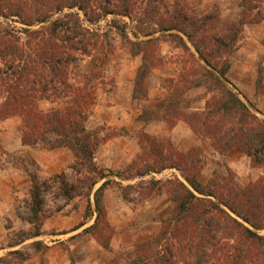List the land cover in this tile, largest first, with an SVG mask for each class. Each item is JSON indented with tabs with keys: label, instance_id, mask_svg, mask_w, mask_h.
Instances as JSON below:
<instances>
[{
	"label": "trees",
	"instance_id": "trees-1",
	"mask_svg": "<svg viewBox=\"0 0 264 264\" xmlns=\"http://www.w3.org/2000/svg\"><path fill=\"white\" fill-rule=\"evenodd\" d=\"M163 3L0 0V120L21 118L22 145L67 148L73 157L69 164L73 179L64 171L42 180L29 173L27 221L34 231L28 238L42 234L43 222L49 216L44 211L43 193L55 185V198L66 204L76 197L86 199L85 221L74 230L92 219L81 233L90 234L111 251L114 228L107 219L103 195L116 185L128 201L132 191L142 198L166 193L172 201L171 212L159 230L135 243L125 264H264V177L241 186L228 170V175L202 183L197 149L179 151L145 132L137 136L140 152L123 170L115 172L95 160L97 149L109 134L103 127L89 129L86 122L95 101L97 80L113 47L108 31L92 25L110 16V27L121 44L132 56L140 57L132 100L147 97L146 80L159 61L157 34L169 36L183 54L176 78L165 79L167 98L162 118L169 126L183 121L196 136L209 138L219 154L234 148L254 167L264 169V117L226 79L229 55L236 49L244 25L264 18L256 12V19H247L251 10L260 6L259 0H241L238 21L221 30L216 27L215 11L196 16L175 0L163 14ZM126 19L133 24L131 33ZM261 42L264 46V38ZM79 56L89 58V72L74 81L69 69ZM196 88H205L210 97L202 108L192 110L183 105V96ZM59 100L66 101L60 108L43 111L39 107L40 101ZM157 116V111L145 109L139 118L148 123ZM168 168L179 171L180 176L151 178L144 186L122 183ZM41 244L32 242L35 250H40ZM11 252L21 254L16 249ZM104 264H120L119 256L114 254Z\"/></svg>",
	"mask_w": 264,
	"mask_h": 264
},
{
	"label": "rangeland",
	"instance_id": "rangeland-1",
	"mask_svg": "<svg viewBox=\"0 0 264 264\" xmlns=\"http://www.w3.org/2000/svg\"><path fill=\"white\" fill-rule=\"evenodd\" d=\"M174 1L164 0L161 12L165 14ZM180 2L188 6V13L196 16L217 12L216 27L219 30L230 23L237 22L241 14L239 6L241 0L236 4L214 5L207 12H204L206 8H203L204 5L201 3H192L190 0H180ZM259 2L260 6L251 10L247 16L248 20L256 19V12L264 15V0H259ZM110 19L111 17L108 16L98 24L92 25L93 28L108 31V38L113 47L102 77L97 80L95 101L86 122L89 129L103 127V131L109 134V138L102 142L96 151V162L115 172L123 170L140 152L137 136L145 132L163 140L165 144L170 143L172 148L179 151L197 149L201 160L198 178L202 183H206L213 177L226 176L228 170L234 181L241 186L264 177V169L254 167L250 159L237 149L233 148L225 154H219L211 146L209 138L196 136L183 121L177 120L169 126L162 118L161 112L167 98L165 79L176 78L178 61L183 54L169 36L157 34L160 39L157 50L159 61L147 77V97L132 100L133 79L140 63V57L132 56L121 44L117 33L110 27ZM125 21L128 32L131 33L134 30L133 24L127 19ZM254 23L256 22L247 24ZM263 38L264 36L260 39L261 45ZM241 39L242 35L236 49L229 55V62L237 48L246 44V40L241 41ZM262 47L264 48L263 45ZM263 60L264 49L254 69L256 88L261 86L264 71ZM89 66V58L79 56L70 65L71 79L82 80L89 72ZM231 66L230 62L226 79L245 99L243 89L230 80ZM209 97L210 93L205 88L191 89L184 94L183 105H187L192 110L202 108ZM65 103V100L40 101L39 107L43 111H49L53 108H60ZM145 109L157 111L158 116L148 123L143 122L139 115ZM256 109L259 111L257 114L264 117V110L257 107ZM21 131L22 122L19 116L0 120V180L11 192H16L15 220L11 218L13 215L4 218L7 231L3 237H0V264H104L114 254L119 256L120 264H125L135 243L154 235L159 230L161 221L170 214L172 201L166 193L142 198L136 191H132L128 196L130 199L128 201L121 197L116 185L108 187L104 191L103 200L107 219L114 228V234L110 240L111 251H109L101 247L90 234L81 233L84 227L92 223V219H88L82 227L74 230L77 225L85 221L86 199L76 197L66 204L63 199L55 198L57 189L54 185L43 193L44 211L49 216L43 222L42 234L28 238L29 233L34 231V227L27 221L29 215L27 203L30 199L28 191L31 185L29 173H36L38 179L42 180L64 171L68 178L73 179L74 175L69 168L73 157L67 148L47 150L42 146H24L20 141ZM175 175L180 176L179 171L168 168L142 178L123 180L122 183L123 185L134 183L144 186V183L151 178L164 180ZM33 241H41L40 250L34 249ZM15 249L21 254L11 252Z\"/></svg>",
	"mask_w": 264,
	"mask_h": 264
},
{
	"label": "crops",
	"instance_id": "crops-1",
	"mask_svg": "<svg viewBox=\"0 0 264 264\" xmlns=\"http://www.w3.org/2000/svg\"><path fill=\"white\" fill-rule=\"evenodd\" d=\"M239 0H190L192 3H201L210 11L214 5L236 4ZM200 7V6H199ZM202 7V6H201ZM264 36V18L260 22L254 24H245L242 32L241 41H245V45L240 46L232 54L230 62V80L243 89L246 101L254 104L258 109L264 110V71L262 74L261 86L256 88L255 85V66L261 57L263 47L260 39ZM264 68V60L262 62ZM14 209H16V192H11L7 185L0 180V237L7 231L4 226V218L6 216L15 220ZM16 223V221H15ZM1 251V249H0Z\"/></svg>",
	"mask_w": 264,
	"mask_h": 264
}]
</instances>
